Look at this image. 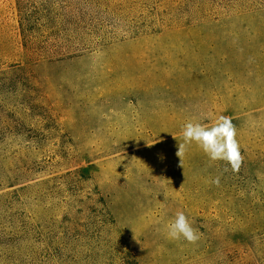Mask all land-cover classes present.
<instances>
[{
    "label": "rangeland",
    "instance_id": "374dc122",
    "mask_svg": "<svg viewBox=\"0 0 264 264\" xmlns=\"http://www.w3.org/2000/svg\"><path fill=\"white\" fill-rule=\"evenodd\" d=\"M45 10L64 34L72 13L115 38L31 65L29 116L1 104L0 170L41 167L49 213L31 190L0 209V264H264V235L248 231L264 208V0H0V71L26 63L23 13ZM221 115L240 170L195 144L182 166L183 125ZM178 210L197 244L166 238Z\"/></svg>",
    "mask_w": 264,
    "mask_h": 264
},
{
    "label": "trees",
    "instance_id": "16d2710c",
    "mask_svg": "<svg viewBox=\"0 0 264 264\" xmlns=\"http://www.w3.org/2000/svg\"><path fill=\"white\" fill-rule=\"evenodd\" d=\"M46 12L47 10L40 14L32 13L31 11L23 13L24 17L20 32L22 36L21 46L23 47L22 56L26 63L11 65L7 69L0 71V112L2 111L1 104L13 102L11 103L12 107L8 108L7 111H3L4 114L12 116L20 115V107L26 104V113L21 112L23 114L21 116H29L27 112L35 106L28 95L32 90L31 65L42 63L43 61L47 63L65 61L81 55L97 44H101L98 46H102V44L115 38L111 37L112 28L108 31L107 29L103 30L102 27L93 25L92 22L89 24L84 23L83 16L79 17V15L72 13H70L72 21L69 23L71 27L64 34V28L61 29L56 24L49 26L50 15ZM19 13L22 16L20 9ZM140 18V16L129 18L132 25H128V27L139 30L140 25L134 24L133 20ZM143 21L145 22V20ZM81 23L84 25H81ZM33 37H42L45 40L37 41ZM2 129L5 136L15 137V126L10 119L5 117ZM8 160H10L8 157L3 160V169L0 170V192L7 189L11 190L0 194V209L19 203L18 201L24 196L22 193L31 190L33 199L37 202L41 213L48 215L49 178L42 179L40 175L44 174L42 173L43 169L41 167H34L36 165L28 164L26 166L14 164L11 167V163L8 164ZM32 181H34L32 185L27 184ZM26 194L28 195V193ZM263 211L264 208L260 213L262 219L256 220L253 223L254 226L249 225L250 228L248 229V231L252 230L256 232L257 236L264 235ZM259 246L264 252V238L259 241Z\"/></svg>",
    "mask_w": 264,
    "mask_h": 264
},
{
    "label": "clouds",
    "instance_id": "9594fccd",
    "mask_svg": "<svg viewBox=\"0 0 264 264\" xmlns=\"http://www.w3.org/2000/svg\"><path fill=\"white\" fill-rule=\"evenodd\" d=\"M207 119V117H206ZM238 137L237 126L230 117L221 115L211 124L202 123L200 120H189L182 127V140L179 142L177 156L183 166V157L188 149L195 144L210 161H223L233 172H238L243 164ZM175 138V137H174ZM151 146V145H149ZM219 186L220 177L210 181ZM166 238L171 241H184L195 245L200 240L198 229L183 211H177L174 218L164 225Z\"/></svg>",
    "mask_w": 264,
    "mask_h": 264
}]
</instances>
